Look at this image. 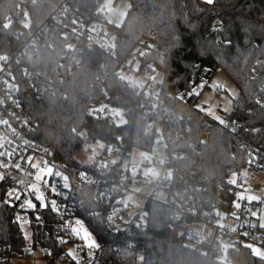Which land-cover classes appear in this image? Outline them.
I'll return each instance as SVG.
<instances>
[{"label":"trees","instance_id":"1","mask_svg":"<svg viewBox=\"0 0 264 264\" xmlns=\"http://www.w3.org/2000/svg\"><path fill=\"white\" fill-rule=\"evenodd\" d=\"M103 1L0 0V53L16 56L17 71L40 75L55 88L36 90L27 77L22 81L21 103L35 122L29 137L69 169L79 165L75 156L84 138L102 142L104 150L114 146L120 155L115 171L134 147L149 151L160 126L164 164L174 180L204 187L196 192L201 199L222 194L231 200L233 191L220 188L227 185V171L244 167L252 150L264 153V0H214L210 5L197 0H128L122 24L111 27L110 52L86 40L88 24H106L100 11ZM23 16L25 23H18ZM45 25L47 31L37 35L38 48L31 51L26 41ZM76 35V44L67 45ZM135 47L138 73H146L147 67L161 74L152 103L143 99L144 88L129 87L119 76ZM196 66L208 70L207 81L222 69L238 89L221 123L196 107L198 94L191 80ZM100 106L106 115L100 116ZM113 109H120L123 123L116 122ZM0 189L4 193L3 182ZM99 190L98 184H82L75 195L73 216L99 244L90 264H264L247 247H229L221 261L215 244L205 252L187 246L173 234V199L181 200L171 191L165 203L146 199L142 213L119 227L109 215L113 194L102 199ZM37 211L45 224H35L34 213H28L33 217L32 247L41 250L42 264H59L66 259L54 233L60 216ZM14 212L0 204V256L5 249L19 251L25 243ZM42 249H51L52 255Z\"/></svg>","mask_w":264,"mask_h":264},{"label":"built area","instance_id":"2","mask_svg":"<svg viewBox=\"0 0 264 264\" xmlns=\"http://www.w3.org/2000/svg\"><path fill=\"white\" fill-rule=\"evenodd\" d=\"M202 3L201 0H197ZM27 16L17 18L18 23H25ZM8 22H13L12 17L7 18ZM218 23V22H217ZM216 23V24H217ZM50 25L52 24L49 23ZM49 25L42 27L37 34L26 41L27 48L35 51L38 48L36 42L37 35L41 30L47 31ZM56 26H59L57 23ZM63 33L66 34L65 26H63ZM77 35L68 40L67 45H74L77 42ZM86 40L90 46L98 47L104 52H110L113 47L114 36L111 34V27L107 28L102 22H92L86 27ZM14 60L17 57H8L0 53V172L3 174V183L5 185L4 193L9 189L25 191L29 185L38 184L42 191L51 199H55L59 207H61L63 215L55 225V238L57 236L66 239H71L75 244L78 241L69 233L62 231L61 227L65 220L75 218L73 216L76 207L75 195L82 184H98L100 185L99 196L104 199L110 193L113 194L111 205L109 208V215L113 221L122 227L126 226L128 222H124V218L128 214V206L124 198L126 186L130 181H126V174L120 168L113 171V168L120 161L119 150L114 146L111 147L112 152H116L117 160L111 156L99 155L93 162L69 167L65 164L54 161L51 150L35 143L30 137L29 133L34 129L35 122L25 113L21 103L22 81L28 78L31 87L36 90H50L55 88L48 82V79L42 78L40 75L26 74L13 66ZM146 77L143 78V83L137 85L134 82L127 80V85L132 87L138 86V91L144 88V100L153 102L154 91L147 93L145 88L149 84V76L153 75L158 70L155 68L148 69L146 67ZM208 70L204 68L195 67L191 80L195 81L193 91H201L207 83ZM205 85L202 89L197 87L201 84ZM161 83V77L156 83L157 88ZM100 116L108 113L105 107H99ZM116 119V117H115ZM81 133V132H80ZM158 137V134H156ZM85 139V138H84ZM105 148V147H104ZM87 150H90L88 147ZM104 152V149L103 151ZM180 154H177L179 157ZM38 159L36 165L33 167L34 161ZM46 162V163H45ZM145 165H149V161H144ZM17 165L19 167H17ZM85 165L89 167H84ZM51 168V179L47 176V185L42 181L36 179L37 174L42 168ZM163 167L165 164L163 163ZM166 168V167H165ZM249 175H264V153L252 150L247 157V163L244 167ZM241 168V169H242ZM167 169V168H166ZM227 171V175L232 170ZM169 170V169H168ZM170 177L162 179L159 184L164 188L165 192L171 191L172 194L178 197L181 202L173 203L176 205L175 223L173 225V233L175 230H182L184 243L187 241L189 247L205 252L211 244L217 245L216 257L224 254L229 247H247L264 249V229L259 228L257 222V214L264 206V195L258 201L248 202L246 198L237 197L238 187L227 180L226 187L220 186L226 192L232 193L231 200L224 198L222 194L216 197H207L201 199L196 195V192L205 190L202 186H194L188 183L187 179L184 181L174 180L172 172ZM140 171L138 170V173ZM59 173V176H57ZM66 177V179H65ZM237 183H242V178H237ZM106 185L111 187L110 191L106 189ZM54 186L59 192V196H53L49 191V187ZM4 193L0 189V201L4 200ZM22 202V201H21ZM7 206L6 204H3ZM8 207V206H7ZM15 210L13 214V221L15 215L21 212L18 207H8ZM39 209V207L37 208ZM45 211V210H44ZM48 211H51L50 209ZM137 213H142L137 211ZM28 215V213H27ZM43 219V218H42ZM35 224H39L35 220ZM45 220L43 219V225ZM31 229V226H29ZM251 245L252 247H249ZM63 251V245H60ZM188 246V245H187ZM225 246V247H224ZM32 247V239L30 242L25 241L19 251L9 252L4 251L0 256V260H10L14 257H28L22 249ZM65 254V253H64ZM88 256L83 255L81 264H90Z\"/></svg>","mask_w":264,"mask_h":264},{"label":"rangeland","instance_id":"3","mask_svg":"<svg viewBox=\"0 0 264 264\" xmlns=\"http://www.w3.org/2000/svg\"><path fill=\"white\" fill-rule=\"evenodd\" d=\"M201 1L204 3L203 0ZM128 8V0H104L100 7V11L106 23V27H119L125 18ZM137 51L138 47H135L132 50V56L128 58L126 68L120 70L119 76L123 80H130L139 85L143 83V78H145L147 75L146 73H138L139 61L136 56ZM160 77L161 74L159 72H155L153 75L149 76V84L145 88L147 93L151 92V90L154 92L157 91L158 88L156 83ZM213 85H219V87H213ZM194 92L198 93L196 107L204 113L207 119L221 123L224 117L231 112L232 101L237 96L238 89L232 80L226 75V73L219 68L213 72L203 90H194ZM112 112L113 116L116 117L115 120L118 124H121L125 121L120 109H113ZM159 132L160 126H157L155 133L158 134ZM88 147L90 150H87ZM103 149L104 144L102 142H91L89 139L85 138L82 147L76 153L75 158L82 164L93 162L101 154H103V156H111L114 160H117L116 152H112L111 147H108L106 150H104V152H102ZM164 158V146L160 140V137L155 136L149 151L134 147L130 152L128 161L121 162L123 173L126 174V181H130L123 194L126 203L129 204L128 214L124 218V222H128L130 219H132L137 211L139 212L142 210L146 199L152 197V199L161 203H165L167 201L166 192L159 184L160 180L170 177V171L163 167ZM146 160L149 161V165L144 164V161ZM37 161L38 159L36 158L33 165H36ZM138 170L140 171L139 173ZM0 174L2 173L0 172ZM238 177L242 178V183L240 184L237 183ZM227 180L233 184H237V197L246 198L248 202L258 201L264 195L263 174L251 176L245 168H242L239 171H230L227 175ZM140 221L142 224H144L145 216L143 214L140 217ZM257 222L259 228L264 229V226H262L264 225V206L257 214ZM119 227H122V225ZM27 231L31 233L30 227L27 228ZM173 234L179 237L182 235V230H175ZM30 240H27V242H30ZM66 240L68 242L63 244V251L65 254L69 249L76 245L71 239H68L67 237ZM185 244L190 246L187 241ZM259 250L261 253H264V250ZM251 251L254 254L253 248ZM32 252L34 254H29L28 257L11 258L8 264H42L43 259L41 250L36 248L32 249ZM77 255L81 256V253L78 252ZM82 258L83 255L81 259ZM218 259L224 261V254L219 255ZM69 262L70 259L66 256V259L64 261H60L59 264H69Z\"/></svg>","mask_w":264,"mask_h":264},{"label":"snow or ice","instance_id":"4","mask_svg":"<svg viewBox=\"0 0 264 264\" xmlns=\"http://www.w3.org/2000/svg\"><path fill=\"white\" fill-rule=\"evenodd\" d=\"M204 3L212 4L214 0H203ZM216 30V29H213ZM195 84V81H192ZM205 85L201 82L197 87L203 88ZM213 87H219V85H213ZM198 94V93H196ZM46 163V162H45ZM17 167H19L17 165ZM33 167H39L38 165H34ZM52 169L45 167L42 168L40 173L37 174L36 179L38 181H42L45 185H47V180H44V177L47 176L51 179ZM59 176V173H57ZM3 175L0 174V183L3 182ZM66 179V177H65ZM49 191L53 196H59V192L56 190L54 186L49 187ZM4 200L0 201V204H6L8 207H18L21 212L25 213L21 215L18 212L14 217V222L18 225L22 238L27 241L32 238L34 233H29L27 228L31 226L33 217L27 215V213H34L35 220L39 223L40 226L43 225V219L37 211L39 210H51V212L62 216L63 212L61 207L58 206L57 201L55 199H51L47 196V194L41 190L38 184H32L27 187L25 191H20L19 188L13 190L9 188L4 193ZM22 201V202H21ZM264 226V225H262ZM62 231L69 233L73 238H75L78 243L73 246V248L69 249L66 253L67 258L70 259L72 264H81L82 255H87L90 261H94L95 252L99 250V244L95 240L92 233L83 225V222L78 218H72L69 220H65L62 227ZM57 243L60 245L66 244L68 241L60 236H57ZM249 247H252L249 245ZM25 254H34L31 248L22 249ZM44 255L51 256V249H42ZM80 252L81 256H78L77 253ZM253 252L256 255H259L261 259H264V253H261L259 249L253 248Z\"/></svg>","mask_w":264,"mask_h":264},{"label":"crops","instance_id":"5","mask_svg":"<svg viewBox=\"0 0 264 264\" xmlns=\"http://www.w3.org/2000/svg\"><path fill=\"white\" fill-rule=\"evenodd\" d=\"M258 249H260V248H258ZM262 250H264V249H262ZM259 257V256H258Z\"/></svg>","mask_w":264,"mask_h":264},{"label":"water","instance_id":"6","mask_svg":"<svg viewBox=\"0 0 264 264\" xmlns=\"http://www.w3.org/2000/svg\"><path fill=\"white\" fill-rule=\"evenodd\" d=\"M256 188H258V187H256ZM45 211H48V210H45Z\"/></svg>","mask_w":264,"mask_h":264}]
</instances>
